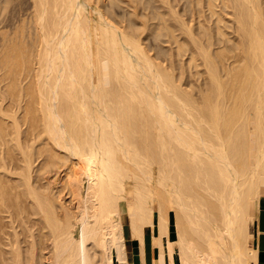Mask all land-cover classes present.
I'll list each match as a JSON object with an SVG mask.
<instances>
[{
  "label": "bare ground",
  "instance_id": "6f19581e",
  "mask_svg": "<svg viewBox=\"0 0 264 264\" xmlns=\"http://www.w3.org/2000/svg\"><path fill=\"white\" fill-rule=\"evenodd\" d=\"M32 2L33 30L23 22L4 39L0 96L26 101L28 136L46 144L22 149L0 102V264H112L126 232L143 242L147 228L155 264H257L264 0H173L170 20L157 11L187 56L186 87L100 0ZM67 161L65 179L41 177Z\"/></svg>",
  "mask_w": 264,
  "mask_h": 264
},
{
  "label": "rangeland",
  "instance_id": "374dc122",
  "mask_svg": "<svg viewBox=\"0 0 264 264\" xmlns=\"http://www.w3.org/2000/svg\"><path fill=\"white\" fill-rule=\"evenodd\" d=\"M173 0H100V5L104 8L109 18L121 26L122 28L130 30L135 28V34L139 36L144 47L156 62L162 65H168V70L174 72L175 76L179 78L180 82L186 87L191 79L188 67L186 64L187 56H175V44H173L168 36L167 29H160L162 19L155 14L161 12L168 20H170L169 4ZM33 12L32 0H0V78L5 73V67L1 65V52L3 49L4 39L6 37L15 35L21 28L23 22L25 23L24 32L27 33L33 30V24L30 22ZM173 61V63H172ZM178 66L175 67L174 66ZM174 66V67H173ZM176 68V69H175ZM4 92V82H0V93ZM6 91V90H5ZM6 95V92H5ZM0 96V102L2 101ZM10 99L8 96L2 103L3 107H9ZM22 102V103H21ZM19 101L18 104L10 106L15 118L21 125V146L22 149H42L45 147L46 140L41 138L38 134L29 135V121H24V105L26 101ZM14 104V103H13ZM6 105V106H5ZM10 108V107H9ZM14 109V111H13ZM7 110V108H5ZM8 111V110H7ZM12 115V116H13ZM8 121H10L8 119ZM11 122V121H10ZM26 122V123H25ZM16 140L11 144L16 148ZM3 149H7L4 145ZM38 154H36L37 156ZM36 165H41L43 156L35 157ZM43 161V160H42ZM71 161H67L63 165L60 164L58 168L49 167L41 172V177L46 181L49 177H57L60 175L65 179L64 167L69 166ZM72 164V163H71ZM65 170V171H63ZM57 172V174L55 173ZM56 175V176H55ZM11 176H16L12 174ZM14 179L17 177H13ZM134 182H128V190L131 197L134 193ZM123 209V216L126 221V229H128V217L126 214L127 201L121 202ZM127 233V232H126Z\"/></svg>",
  "mask_w": 264,
  "mask_h": 264
},
{
  "label": "crops",
  "instance_id": "0c3cea01",
  "mask_svg": "<svg viewBox=\"0 0 264 264\" xmlns=\"http://www.w3.org/2000/svg\"><path fill=\"white\" fill-rule=\"evenodd\" d=\"M120 207L121 210L123 211L122 205H120ZM253 231H254V237L252 239V246L256 250L258 249L257 264H264V207H262L259 210L258 217L253 223ZM145 234H144V240L142 242L139 239L137 240V238H129V233L127 231L125 259L121 261L117 256V250L114 249L113 250L114 257H112V264H155V250H154L153 242L151 240L152 233L150 229L147 228ZM141 248L143 249L144 252L142 251ZM101 264H109V263L103 262ZM175 264H178V262L175 261Z\"/></svg>",
  "mask_w": 264,
  "mask_h": 264
},
{
  "label": "trees",
  "instance_id": "16d2710c",
  "mask_svg": "<svg viewBox=\"0 0 264 264\" xmlns=\"http://www.w3.org/2000/svg\"><path fill=\"white\" fill-rule=\"evenodd\" d=\"M124 212V211H123Z\"/></svg>",
  "mask_w": 264,
  "mask_h": 264
}]
</instances>
